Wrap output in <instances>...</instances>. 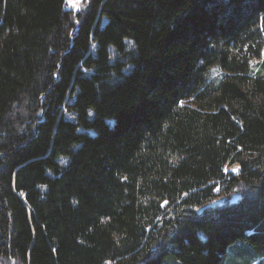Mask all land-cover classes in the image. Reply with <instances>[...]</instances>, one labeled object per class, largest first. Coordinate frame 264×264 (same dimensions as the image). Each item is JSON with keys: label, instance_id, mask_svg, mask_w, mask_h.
I'll use <instances>...</instances> for the list:
<instances>
[{"label": "trees", "instance_id": "1", "mask_svg": "<svg viewBox=\"0 0 264 264\" xmlns=\"http://www.w3.org/2000/svg\"><path fill=\"white\" fill-rule=\"evenodd\" d=\"M83 4L0 0V264H264V0Z\"/></svg>", "mask_w": 264, "mask_h": 264}, {"label": "rangeland", "instance_id": "2", "mask_svg": "<svg viewBox=\"0 0 264 264\" xmlns=\"http://www.w3.org/2000/svg\"><path fill=\"white\" fill-rule=\"evenodd\" d=\"M84 7V4H83V0H66V8L68 9H72V11L75 13H77L78 11H81ZM128 45L129 42H127ZM214 74L217 73V71L215 69H213L212 71ZM237 167L236 166H233V167H230L227 169V171H230L231 173H237ZM223 199L219 200L220 202L222 201ZM233 254V248H228L227 251H226V259L224 261V264H227V258L230 257L231 255Z\"/></svg>", "mask_w": 264, "mask_h": 264}]
</instances>
